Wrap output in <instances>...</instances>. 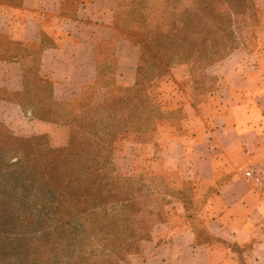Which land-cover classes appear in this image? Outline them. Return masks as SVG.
Here are the masks:
<instances>
[{"label":"trees","instance_id":"1","mask_svg":"<svg viewBox=\"0 0 264 264\" xmlns=\"http://www.w3.org/2000/svg\"><path fill=\"white\" fill-rule=\"evenodd\" d=\"M161 1L157 16L150 0H114L112 38L100 44L96 79L83 88L77 101L55 102L51 81L38 72H23L21 91L0 88V101L16 104L40 121L69 129L67 143L52 148L46 135L17 137L0 122V233L18 228L41 231L40 240L46 246L52 228L47 221L53 217L59 223L56 233L64 256L75 257V264H87L89 257L77 256L73 247L79 243L80 229L75 225L82 230L90 221L102 251L119 256L102 264H119L138 251L140 242L151 239L155 224L166 223L163 206L169 203L147 208L149 220H136L143 210L135 199L116 198L118 189L108 182L113 173L114 143L127 134L148 140L155 131L154 122L175 114L155 106L142 85L160 78L172 66L205 69L228 59L240 46L245 47L248 33L256 26L257 11L253 0ZM123 33L139 36L142 45L130 87L119 85L114 72L116 41ZM149 60L154 70L143 72ZM181 119L179 110L174 120ZM28 202L38 206L33 209ZM71 228L75 236L66 235ZM191 228L197 242L222 243L242 263V247ZM32 235H23L19 242H1L0 264L12 257L17 258V264L31 263L27 238ZM54 253L60 257L58 250ZM93 255L96 253L90 252L89 256Z\"/></svg>","mask_w":264,"mask_h":264},{"label":"crops","instance_id":"2","mask_svg":"<svg viewBox=\"0 0 264 264\" xmlns=\"http://www.w3.org/2000/svg\"><path fill=\"white\" fill-rule=\"evenodd\" d=\"M113 15L114 0H0V39L15 47H0V68L19 75L18 86L10 89L22 90L23 72H38L51 81L55 102L77 101L96 79L99 46L112 38ZM257 43L256 58L237 50L225 61L232 64L231 71L220 72V82L215 81L216 88L201 105L191 100L189 90L178 89L180 134L163 136L161 149L167 169L179 171L198 189L216 190L202 216L206 232L227 244L252 245L251 263L264 264V205L242 179L245 170L264 160V40ZM120 47L135 54L133 61L125 59L129 64L123 62ZM245 56L250 63L241 60ZM116 57L117 83L132 86L136 48L120 39ZM0 102L27 115L32 135L67 141V127ZM150 147L154 152V145ZM167 235L168 241L153 243L145 264H235L237 255L231 249L197 242L191 227L171 232L164 224L155 236Z\"/></svg>","mask_w":264,"mask_h":264},{"label":"rangeland","instance_id":"3","mask_svg":"<svg viewBox=\"0 0 264 264\" xmlns=\"http://www.w3.org/2000/svg\"><path fill=\"white\" fill-rule=\"evenodd\" d=\"M257 11L256 26L248 33L245 47H241L239 50L246 51L248 56L256 58L258 39L264 40V0H253ZM150 4L155 10V15H159L161 9V0H150ZM121 39L124 42L129 43L136 48L137 56L140 54V38L134 33H123ZM0 47H8L11 50L15 47L10 45L6 38L0 39ZM127 47V46H125ZM125 47H120L119 54L126 64L129 61L125 59H135L133 51L131 55ZM227 59L217 63L211 68L205 69L195 65V68L190 69L187 65L172 66L165 70V74L160 78H155L151 82H147L142 85L144 88V94L148 96L155 106H158L162 111L171 114L169 118L161 119L154 122L155 131L150 135L147 140L138 139L133 134H127L120 136L114 143V150L111 156L110 168L113 169L111 180L108 182L110 186H115L117 190L116 198L132 197L135 199L141 211L138 214V219H147L150 217L146 210L150 207H158L164 205L167 202L168 205L163 206V216L165 224L169 225L171 232L182 229L185 227L194 226L198 232L205 233V220L203 219V212L209 197H211L215 189L204 188L198 189L192 181H185L182 174L177 170H169L165 166V158L162 155V138L163 136L169 138H176L180 134L179 121H175L174 118L179 111L180 98L178 89L186 88L189 90V97L197 105L203 103L208 94L213 91L214 79L218 80L222 77L220 72H230L232 69L231 63H225ZM243 62L250 63V59L246 56L241 59ZM242 63L241 61H239ZM152 61H148L143 72H152L154 70ZM193 67V66H192ZM196 69V70H195ZM182 72V73H181ZM184 72V73H183ZM18 74L17 72H6L0 68V88L7 90L8 92H15L18 86ZM9 89H7V87ZM211 88H213L211 90ZM24 117L18 110L9 109L8 105L0 102V122H3L7 128L17 137L33 138L40 135H32L30 122L28 117ZM49 139L50 146L52 148L61 147L67 143L52 141L50 135H46ZM68 140V139H67ZM154 145V152L149 146ZM250 186V185H249ZM256 194V193H254ZM257 195V194H256ZM149 196V198L147 197ZM258 197V196H257ZM29 204L38 206V204ZM148 206V207H147ZM16 208V206H13ZM50 211V210H49ZM148 211V210H147ZM51 217V214H50ZM154 220L156 218L151 217ZM86 226L77 227V239L79 241L77 247H73V250L78 255L86 254L89 257L87 264H102L104 260L111 258V260H118L119 256L115 253H108L102 251V247L98 242L99 235L92 234L89 226L91 222H86ZM164 224H155L151 230V239L148 241H142L138 244V251L135 254H131L126 257L125 262H119V264H145L147 257L153 251V243L160 244L168 241V235L166 237L155 236L161 226ZM47 226L50 229V236L48 237V245H42L40 240L41 231H30L23 229H15L7 232V234L0 233V243L5 240L12 242H19L24 236H29L27 246L29 254V262L32 264H75L74 258L64 256L63 246L61 245V238L56 231H58L59 223L52 217L47 221ZM74 228V227H73ZM66 232L67 234H73L72 229ZM80 232V233H79ZM72 236V235H71ZM73 236H75L73 234ZM170 237V233H169ZM214 245L219 242H212ZM211 244V243H210ZM252 245L243 246L242 263L236 258L235 264H253V255L250 253ZM58 250L60 257L56 256L54 251ZM90 252H95L96 255L89 256ZM70 255V254H69ZM17 258H10L5 264H17ZM24 261L22 264H31Z\"/></svg>","mask_w":264,"mask_h":264},{"label":"built area","instance_id":"4","mask_svg":"<svg viewBox=\"0 0 264 264\" xmlns=\"http://www.w3.org/2000/svg\"><path fill=\"white\" fill-rule=\"evenodd\" d=\"M242 179L250 185L264 205V160L259 166L245 170L242 173Z\"/></svg>","mask_w":264,"mask_h":264}]
</instances>
